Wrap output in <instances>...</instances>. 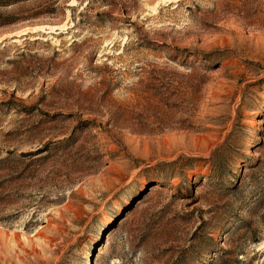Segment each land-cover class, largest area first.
Masks as SVG:
<instances>
[{"label":"rangeland","instance_id":"obj_1","mask_svg":"<svg viewBox=\"0 0 264 264\" xmlns=\"http://www.w3.org/2000/svg\"><path fill=\"white\" fill-rule=\"evenodd\" d=\"M10 1L0 264H264V0Z\"/></svg>","mask_w":264,"mask_h":264},{"label":"bare ground","instance_id":"obj_2","mask_svg":"<svg viewBox=\"0 0 264 264\" xmlns=\"http://www.w3.org/2000/svg\"><path fill=\"white\" fill-rule=\"evenodd\" d=\"M245 29V28H244ZM59 30V29H58ZM240 32L242 33L243 32V29H240ZM238 33V32H237ZM227 40V39H226ZM227 43V42H226ZM226 43L224 40H218L214 45L216 48L218 49H225L227 48L228 46H226ZM159 188V187H158ZM156 190V189H155Z\"/></svg>","mask_w":264,"mask_h":264},{"label":"trees","instance_id":"obj_3","mask_svg":"<svg viewBox=\"0 0 264 264\" xmlns=\"http://www.w3.org/2000/svg\"><path fill=\"white\" fill-rule=\"evenodd\" d=\"M10 3H12L10 0H1L0 1V5H2V6L10 4Z\"/></svg>","mask_w":264,"mask_h":264}]
</instances>
